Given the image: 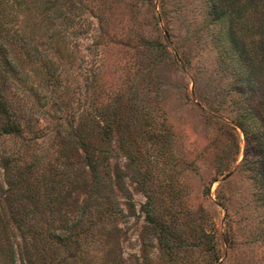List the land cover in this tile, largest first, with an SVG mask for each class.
Returning <instances> with one entry per match:
<instances>
[{
    "label": "rangeland",
    "instance_id": "1",
    "mask_svg": "<svg viewBox=\"0 0 264 264\" xmlns=\"http://www.w3.org/2000/svg\"><path fill=\"white\" fill-rule=\"evenodd\" d=\"M263 77L264 0H0V264H264Z\"/></svg>",
    "mask_w": 264,
    "mask_h": 264
},
{
    "label": "trees",
    "instance_id": "2",
    "mask_svg": "<svg viewBox=\"0 0 264 264\" xmlns=\"http://www.w3.org/2000/svg\"><path fill=\"white\" fill-rule=\"evenodd\" d=\"M264 78V77H263ZM262 81H263V84L261 83V81H259L258 79L255 81L256 83H255V87L256 88H258V92L257 91H255L254 92V94H256V95H258V96H260V97H262L263 98V106H264V79H262ZM241 126V125H240ZM242 128H243V126H242ZM245 132V131H244ZM245 135H246V138L248 137V135H247V133L245 132L244 133ZM246 141H247V144H249L248 143V140L246 139ZM246 152H247V150H246ZM247 157V154L245 155V157H244V162H243V164H245V162L247 161L246 158Z\"/></svg>",
    "mask_w": 264,
    "mask_h": 264
}]
</instances>
